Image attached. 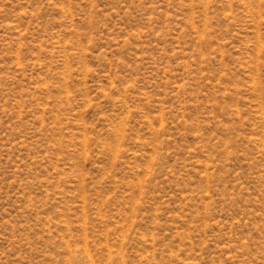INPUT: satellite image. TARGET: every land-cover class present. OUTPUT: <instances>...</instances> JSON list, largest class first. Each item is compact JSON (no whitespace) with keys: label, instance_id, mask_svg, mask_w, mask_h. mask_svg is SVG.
<instances>
[{"label":"rangeland","instance_id":"374dc122","mask_svg":"<svg viewBox=\"0 0 264 264\" xmlns=\"http://www.w3.org/2000/svg\"><path fill=\"white\" fill-rule=\"evenodd\" d=\"M0 264H264V0H0Z\"/></svg>","mask_w":264,"mask_h":264}]
</instances>
